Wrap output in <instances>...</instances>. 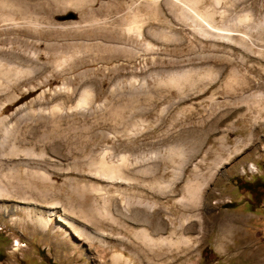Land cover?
Wrapping results in <instances>:
<instances>
[{"label": "rangeland", "instance_id": "1", "mask_svg": "<svg viewBox=\"0 0 264 264\" xmlns=\"http://www.w3.org/2000/svg\"><path fill=\"white\" fill-rule=\"evenodd\" d=\"M100 231L264 264V0H0V264H111Z\"/></svg>", "mask_w": 264, "mask_h": 264}, {"label": "bare ground", "instance_id": "2", "mask_svg": "<svg viewBox=\"0 0 264 264\" xmlns=\"http://www.w3.org/2000/svg\"><path fill=\"white\" fill-rule=\"evenodd\" d=\"M224 35L229 37L228 34H224ZM82 101H85V99H83ZM121 161H123V159H121ZM100 163H101V168H102V171H103L102 173L108 175V177L115 178V177L119 176V173H122V172H119V168L118 167L109 166L103 160ZM253 167H251V168H253ZM200 189H201L200 187L197 188V192H196V195H195V201L194 202H195L196 205H198V203H199V198H200V193H201ZM194 202H193V204H194ZM197 218L200 219V217H198V216H197ZM39 222H40V226L42 228H46V222L43 219H40ZM63 222H65V221H63ZM175 234L176 233L174 231H171L170 235L167 236V237L166 236L165 237L164 236L153 237L152 234H150L145 228H141V229L135 230L134 234H133V237H132L133 238V241H132L133 242V247L131 246L132 247L131 251H132L133 254H137L136 253L137 251L138 252H142V254H144V256L146 257V254H148L149 256L150 255H153V256L157 255V249L158 248L161 249L160 247L162 245H165V246L167 245V246H169L168 248H170L172 246L173 247H179L178 244H180V243L181 244L185 243V245L187 247H190V248L191 247L193 248L195 246L196 241H191V239L189 237L184 236L185 233H184V235L180 234V235H177V236H175ZM125 238L126 237L122 236L120 234V232L114 234L111 231H110V233H105L103 231H100V232H96L95 235L94 234L90 235V239L91 240L98 241L102 246L107 245L109 248H111L114 245L116 246V244L120 245L121 249L113 250L111 252V255H110V258H109L111 264H133L131 262V260L128 258V256L125 255V250L124 249H127L129 247V246L128 247L125 246L124 243H123V240ZM195 238H197V235H195ZM197 239H195V240H197ZM111 240H112V242H111ZM129 241H130V238H129ZM16 245H20L19 241L16 242ZM129 245H130V243H129ZM16 249H18V248H16ZM138 255H139V253H138ZM149 259H151V257ZM165 260L168 262L170 259L169 258H165ZM162 263L163 262H160L158 264H162Z\"/></svg>", "mask_w": 264, "mask_h": 264}, {"label": "built area", "instance_id": "3", "mask_svg": "<svg viewBox=\"0 0 264 264\" xmlns=\"http://www.w3.org/2000/svg\"><path fill=\"white\" fill-rule=\"evenodd\" d=\"M255 171H256V169L254 171H252V172H255Z\"/></svg>", "mask_w": 264, "mask_h": 264}]
</instances>
